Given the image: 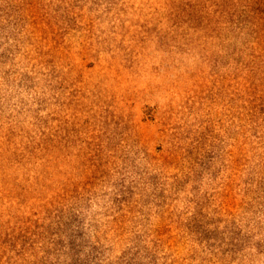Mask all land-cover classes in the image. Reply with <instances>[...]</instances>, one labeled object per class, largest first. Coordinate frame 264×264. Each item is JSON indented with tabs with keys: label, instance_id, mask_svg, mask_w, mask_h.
Wrapping results in <instances>:
<instances>
[{
	"label": "rangeland",
	"instance_id": "1",
	"mask_svg": "<svg viewBox=\"0 0 264 264\" xmlns=\"http://www.w3.org/2000/svg\"><path fill=\"white\" fill-rule=\"evenodd\" d=\"M0 264H264V0H0Z\"/></svg>",
	"mask_w": 264,
	"mask_h": 264
}]
</instances>
